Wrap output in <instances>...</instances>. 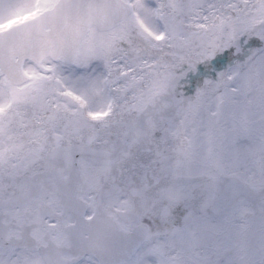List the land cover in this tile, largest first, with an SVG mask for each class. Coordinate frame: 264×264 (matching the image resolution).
<instances>
[{"label":"snow or ice","instance_id":"1","mask_svg":"<svg viewBox=\"0 0 264 264\" xmlns=\"http://www.w3.org/2000/svg\"><path fill=\"white\" fill-rule=\"evenodd\" d=\"M0 264H264V0H0Z\"/></svg>","mask_w":264,"mask_h":264}]
</instances>
